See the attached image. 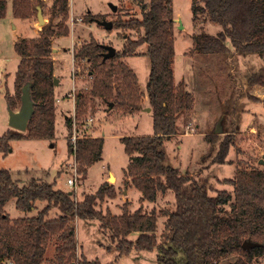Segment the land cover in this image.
Returning <instances> with one entry per match:
<instances>
[{"label": "trees", "instance_id": "obj_1", "mask_svg": "<svg viewBox=\"0 0 264 264\" xmlns=\"http://www.w3.org/2000/svg\"><path fill=\"white\" fill-rule=\"evenodd\" d=\"M11 1L14 17L24 20L37 15L39 7L43 10L45 7L44 0ZM133 1L141 8L142 17L120 18L113 23L114 27L137 29L140 32L137 39L127 38L123 49L106 60L103 55L107 49L93 37L75 49V60L86 62L87 72L93 78L88 94L78 93L76 111H81L88 97L101 98L108 106L113 103L125 114L141 110L138 75L124 58L142 54L149 57L147 98L154 116V133L123 136L121 141L129 155L125 184H132L141 191L140 201L154 203L159 193L171 190L175 193L176 207L171 211L162 210L167 217L162 237L157 233L159 217L155 208L147 212L141 205L132 212L128 201L123 204L120 215L99 208L104 198L116 197L115 188L107 183L95 193H86L79 201L74 192L56 189L53 182L33 179L21 186L10 170L0 167V262L43 264L49 244L57 239L55 264H71L77 257L78 219L99 221L100 230L116 244L120 257L135 249L157 251L158 264H252L259 257L264 259V169H239L233 179L221 180L233 186V193L222 189L211 194L207 176H194L167 164L165 142L180 133L178 120L194 110L195 97L184 81L177 83L174 77L173 0ZM8 2L0 0V14L4 13ZM191 9L194 23L202 18L222 27L216 35L205 30L194 35V50L199 54L264 55V0H193ZM47 14L49 20L37 35L21 36L14 43L19 56L18 69L14 92L7 90L6 97L14 110L21 104L23 87L29 85L35 110L26 131L9 129L0 134V152L5 154L11 150L13 140L24 137L51 140L56 136L53 46L57 38L70 34L69 0H54ZM86 16L96 19L90 13ZM143 45L146 50L140 51ZM250 79L252 86L264 85L262 73H254ZM73 124L74 119L68 116V150L85 179L89 167L103 157L105 138L84 133L74 141ZM218 137L206 135L211 146ZM234 143L235 133H226L213 162H226ZM11 199H16L17 209L25 212L36 209L38 201L47 204L35 217L12 219L6 210V203ZM55 207L60 215L50 219ZM132 234L137 237L132 238ZM246 240L257 246L244 249L242 244ZM232 255H236L234 260L230 259ZM81 264L99 262L85 259Z\"/></svg>", "mask_w": 264, "mask_h": 264}, {"label": "rangeland", "instance_id": "obj_2", "mask_svg": "<svg viewBox=\"0 0 264 264\" xmlns=\"http://www.w3.org/2000/svg\"><path fill=\"white\" fill-rule=\"evenodd\" d=\"M4 13L0 14V134L13 129L10 125V103L6 91L14 92L15 74L19 56L14 48L15 41L21 37L37 35L42 29L37 15L29 20L16 18L12 11V1L8 0ZM54 0H44V17L49 20L47 11ZM193 0H173L175 13V58L174 77L186 83L188 91L195 97L194 110L178 120L180 133L173 135L165 142L167 164L178 167L184 173L194 176H207L211 183V194L222 189L234 192L233 186L223 179H233L239 169H264V85H250L254 73L264 74V55L199 54L194 50V35L205 30L216 35L222 30L218 23L200 21L194 23L191 9ZM117 6L114 11L113 6ZM96 19L115 21L120 18L129 20L142 17L141 8L133 0H69L67 24L69 33L54 42L57 67L55 96L57 114L55 138H28L13 140L8 153L0 152V167L11 171L19 185L28 184L33 179L54 183L56 189L74 192L77 200H82L86 193H95L103 183L116 190V197H106L99 202L102 210L109 209L120 215L122 206L129 202L130 211L134 212L143 205L147 212L157 210L159 225L157 233L162 237L167 217L162 210L171 211L176 207L175 193L171 190L159 193L156 201H140L141 191L132 184H125V169L129 155L124 150L123 136L152 135L154 116L147 98V84L150 74L148 56L133 55L124 61L138 75L142 93V109L133 114H125L119 106H108L101 98L88 97L87 102L76 111L78 93L86 96L92 88L93 78L88 74L89 65L79 63L74 58L75 49L89 42L96 41L112 45L121 51L127 38L137 39L140 32L135 29L113 27L105 29L97 24L96 19H89L86 14ZM74 22V23H73ZM227 44L232 47L230 41ZM145 45L140 51H145ZM80 69V70H79ZM19 104L14 111L20 108ZM151 108V107H150ZM75 114L72 135L83 136L84 133L96 137L104 136L103 157L89 167L84 179L77 169L75 157L68 150L67 116ZM93 117V121L89 118ZM86 120L87 123L84 122ZM88 127H85V125ZM88 124V125H87ZM190 125V126H189ZM86 130V131H85ZM235 133L226 162H213L219 151V143L226 133ZM207 134L220 137L211 146ZM111 171V172H110ZM112 176L115 178L113 179ZM69 177H76L74 186L68 185ZM16 199L6 203V210L12 219L35 217L47 203L38 201L36 209L31 212L18 210ZM59 209L52 208L51 212ZM60 213V211H59ZM100 222L78 219L76 236L78 239L76 260L83 262L97 260L99 264H158L157 251L132 250L129 255L119 256L116 244L99 228ZM132 238L137 235L132 234ZM58 240L53 239L46 251L47 260L43 264H55L54 252ZM110 247V249H108ZM236 255L230 257L234 260ZM0 264H10L4 260ZM252 264H264L259 257Z\"/></svg>", "mask_w": 264, "mask_h": 264}, {"label": "water", "instance_id": "obj_3", "mask_svg": "<svg viewBox=\"0 0 264 264\" xmlns=\"http://www.w3.org/2000/svg\"><path fill=\"white\" fill-rule=\"evenodd\" d=\"M117 9V6H113V10L115 11ZM38 22L39 25L42 27L46 25L45 17L43 16V9L41 7L38 8L37 12ZM97 24L102 25L105 29L111 30L114 27L113 21L107 20V19H97ZM104 48L107 49V51L103 55V59H109L116 55L117 49H115L112 45H106L103 44ZM54 83L57 85L58 79H54ZM113 103H111V107H113ZM35 110V102L33 101L31 97V91L29 89V85H26L23 87L22 94H21V106L18 110L14 111L13 109H10V125L13 129H18L21 131H26L28 128V124L33 116ZM151 108L147 107L146 111H150ZM260 163L264 164V160L261 159ZM257 246V243L251 242V241H244L242 244V247L244 249L250 250L251 248Z\"/></svg>", "mask_w": 264, "mask_h": 264}, {"label": "built area", "instance_id": "obj_4", "mask_svg": "<svg viewBox=\"0 0 264 264\" xmlns=\"http://www.w3.org/2000/svg\"><path fill=\"white\" fill-rule=\"evenodd\" d=\"M74 23V22H73ZM80 70V69H79ZM2 81V77L0 76V83ZM56 101L60 102L59 99H56ZM72 118L74 119V125H76V118H75V114H73ZM94 118L90 117L89 121H93ZM190 126V125H189ZM78 138L77 135H73V140L76 141V139ZM68 185L70 184L71 186H74L76 184V177H69V179L67 180ZM71 264H81L80 260H76L73 261Z\"/></svg>", "mask_w": 264, "mask_h": 264}, {"label": "crops", "instance_id": "obj_5", "mask_svg": "<svg viewBox=\"0 0 264 264\" xmlns=\"http://www.w3.org/2000/svg\"><path fill=\"white\" fill-rule=\"evenodd\" d=\"M176 19V18H175ZM45 20H46V18H45ZM46 23H47V20H46ZM56 41V40H55ZM54 41V42H55ZM53 50H54V55H53V57H54V59H55V55L57 54V53H59V52H57L56 53V49L54 48V46H53ZM55 64H56V59H55ZM55 64H54V67H55ZM55 75H58L57 74V67H55ZM58 79V78H57ZM181 79H182V77L178 80V81H176V79H175V81L177 82V83H180L181 82ZM136 112H138V111H136ZM135 112V113H136ZM68 117V116H67ZM111 172V171H110ZM113 177V176H112ZM60 215V213H59V211L58 210H54L53 209V211L52 212H50V215H49V218L50 219H53V218H55V217H58Z\"/></svg>", "mask_w": 264, "mask_h": 264}, {"label": "bare ground", "instance_id": "obj_6", "mask_svg": "<svg viewBox=\"0 0 264 264\" xmlns=\"http://www.w3.org/2000/svg\"><path fill=\"white\" fill-rule=\"evenodd\" d=\"M112 178L114 179L115 177L113 176Z\"/></svg>", "mask_w": 264, "mask_h": 264}]
</instances>
